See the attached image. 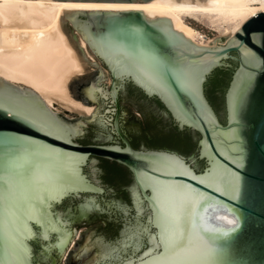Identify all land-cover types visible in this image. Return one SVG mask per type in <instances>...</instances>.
<instances>
[{"label": "water", "instance_id": "obj_1", "mask_svg": "<svg viewBox=\"0 0 264 264\" xmlns=\"http://www.w3.org/2000/svg\"><path fill=\"white\" fill-rule=\"evenodd\" d=\"M64 12L110 83L80 121L0 79V264H62L87 225L64 264H143L176 198L212 254L173 264H264V11L220 48L139 10Z\"/></svg>", "mask_w": 264, "mask_h": 264}, {"label": "bare ground", "instance_id": "obj_2", "mask_svg": "<svg viewBox=\"0 0 264 264\" xmlns=\"http://www.w3.org/2000/svg\"><path fill=\"white\" fill-rule=\"evenodd\" d=\"M64 10H139L147 18L170 19L173 30L194 44L220 48L218 44L225 46L250 18L264 11V0H0V79L53 107L56 103L58 108L83 116L92 114L94 108L77 101L69 83L84 73L88 63L85 54L95 63L96 58L78 32L76 39L68 35L61 24L62 16L71 23ZM189 18L219 32L218 38L199 33L187 23ZM222 36H226L224 43H220ZM99 73L102 78L104 74ZM98 83L87 89V99H95Z\"/></svg>", "mask_w": 264, "mask_h": 264}, {"label": "snow or ice", "instance_id": "obj_3", "mask_svg": "<svg viewBox=\"0 0 264 264\" xmlns=\"http://www.w3.org/2000/svg\"><path fill=\"white\" fill-rule=\"evenodd\" d=\"M11 196V192L9 193ZM4 190L0 186V208L3 206ZM195 212V209H193ZM185 213V206L179 198L174 199L165 210V219L161 223L157 220V224L161 229V241L164 252L157 258L151 261H144L143 264H173L181 256L205 255L210 257L212 250H202L197 245L191 243V227L188 229V235H185L183 227V215ZM2 218H0V225H2ZM232 223V221H229ZM186 243V247L181 248V242ZM159 246V245H157Z\"/></svg>", "mask_w": 264, "mask_h": 264}, {"label": "rangeland", "instance_id": "obj_4", "mask_svg": "<svg viewBox=\"0 0 264 264\" xmlns=\"http://www.w3.org/2000/svg\"><path fill=\"white\" fill-rule=\"evenodd\" d=\"M65 18V19H64ZM61 24L62 26L65 28V30L67 31L68 35L71 37L74 33L77 34V31H73L71 30L70 28V24L67 20V18L65 16H62V19H61ZM187 23L189 25H191L192 27H194L195 29H197L199 31V33L207 36L208 38H211V39H216L218 38L219 36V32H217L216 30L210 28L209 26H206L204 24H200V22L196 21L195 19H192V18H189ZM226 36H222L221 39H220V43H224L226 38ZM88 63L86 64L85 66V70H84V73L80 74V75H77V76H74L70 83H69V89H70V92L72 93V96L77 100V101H80L86 105H90L91 107L94 108V111H95V99L94 100H91V102H87L85 101L86 98V92H87V89L93 85V84H98L99 85H102V84H106V83H110V74L109 72L107 71L106 67L104 66V64L99 61L98 59H96V63L94 62L95 60H93L90 55L88 54H85V56ZM102 72L104 75L102 78H98V75L100 74L99 72ZM100 80V81H98ZM54 106L56 108L60 107L58 104L54 103ZM59 110L69 114L70 116L78 119V120H84L85 118H87L88 116L87 115H83L81 116L78 115L76 112H73L71 110H68V109H65V108H58ZM90 225H87V226H84V227H81L79 228V230L77 231V234H76V237L75 239H73L68 247V249H71V247L73 246L75 240H78L79 239V236H80V232H83V231H86L87 227H89ZM67 249V250H68ZM66 250V251H67ZM67 254L65 252L63 258H62V261L61 263L64 264V260L66 258Z\"/></svg>", "mask_w": 264, "mask_h": 264}, {"label": "flooded vegetation", "instance_id": "obj_5", "mask_svg": "<svg viewBox=\"0 0 264 264\" xmlns=\"http://www.w3.org/2000/svg\"><path fill=\"white\" fill-rule=\"evenodd\" d=\"M87 116H89V115H87ZM69 251H70V249H68V250L66 251V254H68Z\"/></svg>", "mask_w": 264, "mask_h": 264}]
</instances>
